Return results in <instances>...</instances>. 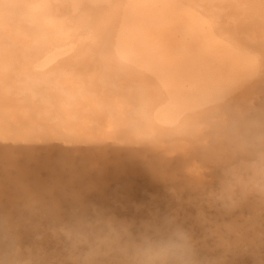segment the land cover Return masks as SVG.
<instances>
[{"label": "bare ground", "instance_id": "bare-ground-1", "mask_svg": "<svg viewBox=\"0 0 264 264\" xmlns=\"http://www.w3.org/2000/svg\"><path fill=\"white\" fill-rule=\"evenodd\" d=\"M238 1L68 0L73 5V11L79 13L81 20V26L73 28L45 22L41 6L50 0H0V144L9 145L10 153L17 149L25 156L35 155L37 149L33 142L36 141L67 139L77 145L66 152L60 164L63 169L61 176L47 179L42 177L40 181L36 179L37 176L29 175L27 171L21 172V179L27 180L17 181V189H23V192L18 194L17 191L16 195L7 200L0 199L4 204L5 202L11 204L9 213L17 210V217L16 213L13 215L16 217L13 220L15 226H18L27 215L36 213L24 206L35 200L42 201L41 190L44 192L45 188L49 190L60 186L63 181L68 180L66 179L68 176L71 179L85 176L84 171L89 162L87 165L82 163L78 166V156L81 154L79 152L84 150V160L98 156L108 160L110 155L116 154L114 158L116 161L113 164L117 167L120 161L118 171L121 173L138 171L135 173L137 175L140 170H136L137 165H133L132 159L135 161L137 156L147 155L145 153H157L158 159L156 158V162L154 160L155 164L149 162V169L146 168V171L140 173L145 179L146 176L149 177L148 185L142 184L144 189L149 187L151 197L148 201L144 196V198L140 196L141 199L134 205L135 202L129 198L131 194L123 193V199L116 198L114 202L116 205L121 204L120 208L134 216H137L136 211L146 208L152 217L146 219V223L140 222L141 228L137 225L140 236L128 237L121 245L119 243L121 239L117 241L116 256L111 257L112 259L106 258L109 264H118L121 259L118 253L122 249L135 250L149 240L164 238L167 235L165 225L173 217L198 223L204 234L207 233V227L215 228L216 232L213 230L215 233L209 231L210 234H207L219 237L216 243L219 248L224 249V254H237V248L246 244L252 247L253 254L258 255V252L262 251L259 247L264 242V158H262L264 148L255 149L252 152L254 154H251V157L259 162V167L255 169L258 177L254 180L248 178L251 185L246 184L244 180L242 183L249 192L244 202L245 206L241 207H246L250 212L248 218L239 219L237 215L239 211L234 210L236 203L232 199L230 187L226 186V189L222 190L221 198L216 197L214 201L209 202H201L200 197L191 194L192 192L194 194L191 187L202 181L201 184L204 183L202 168L201 165L198 166V161L205 162L206 165L207 160L210 158L214 160L218 156L220 151L217 148L222 150L221 148L227 146L222 152H227L224 150L237 152L238 147L243 148L248 143L245 142L246 138L260 137L264 134V94L261 95L264 91V6L260 8L252 1L246 11H250V14L246 16H255L259 13V20H244L241 17L242 12L239 11L241 6L236 5ZM101 37L107 42V51L102 50L97 44V39ZM68 89L72 96H76L63 101L62 95ZM36 90V94L30 97L32 100L47 101L56 107L41 116V124L39 119V123L29 119V115L19 104L23 100L21 98L18 100L25 93L31 96ZM40 93H44L45 96L39 98ZM78 100L95 102L96 106H92L90 116L86 114L76 116V112H72L75 106L84 107V104H77ZM25 103L31 108L34 107L31 106V102ZM57 109L58 111H55ZM67 109L72 113L66 111ZM211 109L219 114L222 121L219 126L201 124L202 114ZM185 117H191V120L185 122ZM117 128L121 137L127 134L128 129L126 139L133 137L134 140L133 138L131 141L126 140L128 143L124 144L125 137L121 139L118 136L119 141L124 140V143L118 141L114 143L113 138L115 136L117 138V135L113 131L114 129L117 131ZM82 143L89 147H80ZM128 144L131 148L134 147V151ZM127 147L133 151L131 161L121 155ZM75 151L79 152L74 156ZM246 152L249 153V147ZM105 160L103 159V162ZM144 160L148 161L147 158ZM43 163L37 162L38 165ZM222 163L220 162L221 165ZM89 165H92V162ZM246 165H249V162ZM36 166L33 165V168ZM168 171H172L173 174L183 171L184 176L187 175L186 177L195 181V184L192 183L193 186H190L191 183L190 185L187 183L189 186L179 188L180 190L170 188L174 181H165L164 186L160 185L159 180L158 182L156 180L165 175V172L168 174ZM167 174L166 179L171 176ZM166 182H171V185ZM258 182L259 185H256ZM29 184L33 185L32 188L27 186ZM204 186L207 184L204 183ZM164 187L167 189L166 192L162 191ZM205 188L203 187V190ZM57 196L56 194V199ZM253 199L257 200L253 202ZM19 202L27 204L18 205ZM221 202L223 204L219 205ZM162 204L168 205L165 214L161 213ZM21 206L23 207L20 209ZM207 207L221 210L211 215L205 211ZM120 208L118 206V209ZM113 217L109 218L111 226L115 227L117 223L124 225L123 230H128L131 223L129 219L130 222L125 223L121 220L119 223V220ZM87 220L82 218L78 227L74 228L79 234L86 228L82 234L86 238L89 232H86ZM130 234L132 235V232ZM115 239L110 241L109 247L116 245ZM28 248L31 252V246ZM212 248L209 243H205L203 251L205 259H214ZM225 257L227 258V255ZM67 258L74 259L70 254ZM259 262L264 264L262 260ZM61 264H64V260Z\"/></svg>", "mask_w": 264, "mask_h": 264}, {"label": "rangeland", "instance_id": "rangeland-1", "mask_svg": "<svg viewBox=\"0 0 264 264\" xmlns=\"http://www.w3.org/2000/svg\"><path fill=\"white\" fill-rule=\"evenodd\" d=\"M255 2V3H257L258 5H259V7L260 8H262L263 6H264V0H239L237 3H236V5L237 6H241L240 7V9H239V11L240 12H242V14H241V17H242V19H244V20H253V19H257V20H259V13H256V15L255 16H246L247 14H250V11H248V12H246L250 7H249V4L251 3V2ZM246 12V13H245ZM36 92H37V90L35 91V92H33L32 94H31V96H28V95H23V96H20L19 98H18V100H23V102H20L19 104H20V106H21V108H23V110H24V112H26L28 115H29V119L30 120H33V122L34 123H39V120H40V124H41V116H44L45 115V113H47V112H50V109L52 108V111L56 108L53 104H50V103H48L47 101H41V100H32L30 97H32L33 95H35L36 94ZM264 94V91H263V93H261V95H263ZM45 96V94L44 93H40L39 95H38V97L39 98H43ZM74 96H76V95H74ZM74 96H72V93L69 91V89L67 90V92H65V93H63V95H62V100L63 101H67L68 100V98H73ZM21 98V99H20ZM24 98V99H23ZM55 100V99H54ZM25 102H31V106H34L33 108H31L27 103H25ZM77 104H84V107L83 106H80V107H76L75 106V108H73L72 109V112H76V114L74 113V115H76V116H78V115H83V114H86L87 116H90V114L92 113L91 112V110H92V106H96V104H95V102L94 101H92V100H78V102H77ZM77 108V109H76ZM55 111H58V109L57 110H55ZM66 111H68V112H70V113H72L71 111H70V109H67ZM83 112V113H82ZM26 115V114H25ZM85 115V116H86ZM39 119V120H38ZM127 129V128H126ZM123 131V130H122ZM115 132V133H114ZM118 132H120V130L117 128V131H115V129H114V131H113V133L115 134V135H117V138H116V136H115V138H113V139H115V141H114V143L115 142H122V143H124V140H125V143L124 144H127L128 142H126V140H128V138L126 139V135L128 136V129H127V134H125V135H123L124 137H121V133H120V135H118L119 133ZM124 132H125V130H124ZM251 135H253V131L251 132ZM263 135V136H262ZM260 137L258 136V137H256V136H250V137H248V138H246L245 139V142H248L243 148L242 147H238V149H237V152H232L231 150H224V151H227V152H222L223 151V148H227V146H225V147H223V148H221L222 150H220L219 148H217L220 152H218V156L216 157V158H214V160L212 159V158H210V160H207V162H206V165H205V162H200V161H198L199 162V164H198V166L199 165H201V168H202V172H203V178H204V183H205V185L207 184V186H204V183H203V185L199 182V183H196V185H195V187H191V188H193L194 190V194H193V192L191 193L193 196H196V197H200L199 199H200V201L201 202H209V201H214L215 199H216V197H218V198H221V194H223V191L222 190H224V189H226V186L227 187H230L231 188V190H232V192H233V190H234V188H236L238 185H241L242 183H246V184H248V183H250V185H251V182H250V180H254V179H256L258 176L255 174V169L256 168H258L259 166H258V163L259 162H257V160H254V158H252V157H249L248 156V154H247V150H248V147H249V152H251V154L253 155L254 153H252V152H254L255 151V149H259V148H264V134H262ZM118 136H119V138H124V140H121L120 139V141H119V138H118ZM130 138V137H129ZM133 138V137H132ZM132 138H130L129 140L131 141L132 140ZM258 138V139H257ZM263 138V139H262ZM249 139V140H248ZM128 140V141H129ZM133 140H134V138H133ZM133 142H137V141H133ZM260 143V144H259ZM128 146H129V144H128ZM136 146V145H135ZM256 146V147H255ZM130 148H131V146H129ZM229 147V146H228ZM130 148H128L127 147V149H129V150H127V149H125L124 148V152L127 150V152L126 153H124L123 151V153L121 154V155H123V157H125L126 159H128L129 161H131V158H132V155H131V153L134 151V147L133 148H131V149H133V151L132 150H130ZM241 150V151H240ZM128 151H130V152H128ZM231 151V152H230ZM240 151V152H239ZM244 151V152H243ZM20 153V154H23L24 155V153H22V151H19V150H14V152H12L13 154H16V153ZM79 151H75V152H73V155L75 154V153H78ZM83 152V153H82ZM82 152H79V153H81V154H79V156H81V157H79L78 155V161H77V165L79 166V164L81 165L82 163H86V165H87V162H89L88 163V165H87V169L84 171L85 172V176L83 177V178H80V177H78V178H74V179H71V177L70 176H68L66 179H68V180H66V181H63L62 182V184L60 185V186H58V187H56V188H50L49 190H47L48 188H45L46 190H44V192H43V190H41V196H42V198H43V200L42 201H39L38 200V202H37V200H35V201H32L31 203H29V204H27L26 202H19V203H17L18 205H26L27 204V206H24L25 208H27L28 210L29 209H31V210H33V211H36V213H34V214H29V215H27L25 218H23L22 219V222H20V227H19V225L18 226H15V224L13 223V220H14V218H16L17 217V210H14V211H12V212H10L9 213V211H10V209L12 208L11 207V204L10 203H8V202H5V204H4V202H0V264H18V262H20L19 264H21V261H22V264H25V262H32V261H40V260H43V261H45L46 262V264H54V262L56 261V264H61V261H63L64 260V262H66V261H69V260H71L70 258H67L68 257V254L67 253H65L63 250H61V249H54V250H49L48 252H46V253H42L41 252V250H40V248H39V246H38V242H37V239H36V237H38L39 235H40V233H39V228H40V226L41 225H45V224H53V225H55V226H59V227H64V226H71V227H73V228H77L78 227V224H79V222L81 221V219L82 218H84L85 220H87L86 221V223L88 224V230H86V232L87 231H89L88 232V234H89V236H88V234H87V238L84 236V235H82L83 234V232L85 231V229H83V232H81L80 231V234L82 235V236H84L86 239H87V247H97V246H100V247H103V248H105V250L106 251H109L111 254L109 255V256H107V257H109V258H113L114 256H116V254H117V250H118V248L116 247L117 246V241L119 240V239H121L120 240V245H121V243H125L126 241H127V238L128 237H132L133 235H135V236H137V235H139L140 236V234H139V230L140 229H137V225L139 226L140 225V228L142 227V224L143 223H146V219H148V218H151L152 216H149V213H148V209H146V208H144V209H146V210H140V211H136L135 212V214L137 215V216H134V215H132L131 214V212H126V210H124L123 208H120V206H121V204H115L114 202H115V200H116V198H118V199H120L121 198V200L123 199V193L125 194V193H130L131 195V197H129L130 199H132V201H134L135 203H134V205L136 204V202L138 203L139 202V200L141 199L140 198V196H144L145 197V199L148 201V199L151 197L150 196V193H149V187L147 188V189H144L143 188V185L142 184H147L148 185V183L150 182L149 181V177L148 176H146V179L143 177V175H141L142 173H143V171H146L147 169L146 168H148L149 169V162L151 163V162H154V160H155V162L157 161L156 160V158L158 159V154L157 153H155V154H148V153H145V154H147V155H144V156H147L146 158H147V160L148 161H146V160H144V159H146V158H144V156H142L144 159H142V157L139 155V156H137L136 157V159H135V161H134V159H132V162L134 163L133 165H137L135 168H136V170H140L139 171V173H138V175L140 174V176H138L137 174H135L136 172H138V171H127V172H123L124 173V175H123V173H121L120 171H118L119 170V166H120V161L118 162L119 163V165L116 167V165L115 164H113V163H115V161L116 160H114V158H116L115 157V155L116 154H113V155H110V157H108L109 159L108 160H105V158H102L101 156H98V158L97 157H94V158H92V159H87V160H84V158H85V154H84V150L82 151ZM243 152V153H242ZM229 153V154H228ZM237 153V154H236ZM258 153V152H257ZM84 154V155H83ZM127 154V155H126ZM220 154V155H219ZM230 154H233V155H231L230 156ZM128 155H129V157L130 158H128ZM237 155V156H236ZM244 155V156H243ZM32 156V155H31ZM75 156V155H74ZM236 156V157H235ZM102 159H101V158ZM234 157V158H233ZM248 157V158H247ZM79 158H80V160H79ZM113 158V159H112ZM139 158V159H138ZM141 158V159H140ZM154 158V159H153ZM243 158V159H242ZM251 159V160H253L254 161V168H253V173H252V171H248V165H246L247 164V162H249V160L248 159ZM103 159L105 160L104 162H103ZM138 159V160H137ZM230 159V160H229ZM241 159V160H240ZM127 160V161H128ZM143 160V161H142ZM222 163V165L220 164V162ZM246 162H245V161ZM108 161V162H107ZM144 163V164H142V162ZM213 161V162H212ZM217 161V162H216ZM252 161V162H253ZM91 162H92V165H89V164H91ZM97 162H99L100 164H98ZM107 162V163H106ZM135 162H137V163H135ZM139 162V163H138ZM147 162V163H146ZM155 162H154V164H155ZM234 162V163H233ZM256 162V163H255ZM141 163V164H140ZM96 164H98V165H96ZM210 164V165H209ZM211 164H212V166H211ZM216 166H215V165ZM219 164V165H218ZM244 164H245V166H244ZM147 165V166H146ZM97 166H99V167H97ZM101 166V167H100ZM106 166V168H104V167ZM213 166H215V167H213ZM226 166V167H225ZM257 166V167H256ZM111 167V168H110ZM155 167H156V165H155ZM218 167H220V168H218ZM229 167V168H228ZM126 168H127V165H126ZM125 168V169H126ZM157 169H158V167H156ZM223 168H228V169H223ZM241 168V169H240ZM89 169H90V171L92 172H90L89 171ZM124 169V170H125ZM160 169V168H159ZM214 169H216V170H214ZM219 169V170H218ZM239 169V170H238ZM113 170V171H112ZM115 170V171H114ZM161 170V169H160ZM241 170V171H240ZM126 171V170H125ZM163 173H164V171L163 170H161ZM220 171H221V173H220ZM237 171V172H236ZM87 172V173H86ZM90 172V174H88ZM115 172V173H114ZM120 172V173H119ZM160 172V171H159ZM241 172V173H240ZM247 172V173H246ZM251 172V173H250ZM94 173V174H93ZM104 173H110V175H111V182H110V186L108 185V184H106L103 180H101L100 179V177L104 174ZM118 173V174H117ZM128 174V175H125V174ZM132 173V174H131ZM146 173V172H145ZM180 173V175H178ZM220 173V174H219ZM234 173H236V174H234ZM244 173V174H243ZM251 175H250V174ZM146 174H148V173H146ZM166 174H167V172H165V175H163L161 178H158L156 181L158 182V180H159V182H160V185H165V184H163V182H165V181H174L173 183H172V185L174 186H170V188H176L177 190H180V189H182V188H185V187H187V186H189L190 185V183H191V185L190 186H193V184H195L193 181H191L192 179H190L189 177L187 178L186 176H184V172L182 171V172H178V174L176 175V174H173V172L172 171H168V174L167 175H171L169 178L170 179H172V180H170L169 178L168 179H166ZM218 174V175H217ZM224 174H225V176H224ZM238 174H240V175H238ZM20 175H22V174H20ZM20 175H19V177H18V180L17 181H23V180H27V178H24V179H21V177H20ZM93 175H95L96 177H97V179H95V180H92L91 179V177L90 176H93ZM118 175V176H117ZM132 175V176H131ZM231 175H233V176H231ZM245 175H247V176H245ZM33 176L34 177H36L37 175H35L34 173H33ZM113 176V177H112ZM115 176V177H114ZM131 176V177H130ZM139 178H138V177ZM141 176H142V178H141ZM176 176H178V177H176ZM128 177V178H127ZM134 177V178H133ZM166 179V180H164V178ZM181 177H183V178H181ZM215 177H217V178H215ZM227 177V178H226ZM242 177V178H241ZM39 178V179H38ZM41 178L42 177H39V176H37L36 177V179L37 180H40L41 181ZM115 178V180L113 181V179ZM120 178V179H119ZM133 178V179H132ZM179 178V179H178ZM232 178H235V179H232ZM241 178V179H240ZM250 180H249V179ZM20 179V180H19ZM44 179H47V178H44ZM76 179V180H75ZM78 179V180H77ZM187 179V180H186ZM190 179V180H189ZM213 179V180H212ZM216 179H217V181H216ZM226 179H229V181L228 180H226ZM239 179V180H238ZM245 179H246V181H245ZM84 180H86V182L84 181ZM175 180H176V183H175ZM182 180H185V182L184 181H182ZM208 181V182H205V181ZM210 180V181H209ZM223 180V181H222ZM237 180V181H236ZM243 180H244V182H243ZM81 181V182H80ZM118 181V182H117ZM129 181V182H128ZM142 181V182H141ZM177 181L179 182V183H177ZM232 181V182H231ZM233 181H235V182H233ZM95 182V183H94ZM124 182V183H123ZM141 182V183H140ZM143 182H145V183H143ZM171 182H166V184H170L171 185ZM181 182V183H180ZM183 182V183H182ZM212 182H214V183H212ZM219 182V183H218ZM231 182V183H230ZM253 182V181H252ZM65 183V184H64ZM74 183V184H73ZM82 183V184H81ZM189 185H188V184ZM193 183V184H192ZM237 183V184H236ZM259 183L260 182H258V183H256V185H259ZM76 184V185H75ZM217 184V185H216ZM232 186H231V185ZM108 185V186H107ZM176 185V186H175ZM185 185V186H184ZM209 185V186H208ZM214 185V186H213ZM223 185V186H222ZM237 185V186H236ZM255 185V184H254ZM27 186H33L32 184H29V185H27ZM74 186V187H73ZM98 186V187H97ZM163 186H161V187H163ZM178 186V187H177ZM211 186V187H210ZM221 186H222V188H221ZM115 187V188H114ZM122 187V188H121ZM125 187V188H124ZM141 187H142V189H141ZM200 187H202V189L200 188ZM203 187H206L204 190H203ZM208 187V188H207ZM234 187V188H233ZM32 188V187H31ZM91 188V189H90ZM101 188V189H100ZM180 188V189H179ZM213 188V189H212ZM220 188V189H219ZM229 188V189H230ZM122 189H123V191H122ZM206 189H207V191H206ZM54 190H56L55 192H52V191H54ZM74 190V191H73ZM76 190V191H75ZM145 190H147V191H145ZM166 187H164V189L162 190L163 192H166ZM202 190V191H201ZM17 191H18V194L20 193V192H23V189H20V188H18L17 189ZM58 191V192H57ZM118 191V192H117ZM161 191V192H162ZM199 191H201V192H199ZM219 191H220V193H219ZM48 192V193H47ZM57 192V193H56ZM77 192H79V193H77ZM117 192V193H116ZM162 192V193H163ZM207 192V193H206ZM225 192V191H224ZM51 193V194H50ZM54 193H56L58 196V199H56V194H54ZM76 193V194H75ZM49 194H50V196H49ZM78 194V195H77ZM146 194V195H145ZM203 194V195H202ZM208 194V196H206ZM225 194V193H224ZM53 195V196H52ZM65 195V196H64ZM117 195V196H116ZM201 195V196H200ZM100 196V197H99ZM113 196V197H112ZM212 196H213V198H212ZM45 197V198H44ZM105 197V198H104ZM143 197V198H144ZM53 198V199H52ZM60 198V199H59ZM65 198V199H64ZM113 198V199H112ZM73 199V200H72ZM92 199H93V201H92ZM96 199H98V200H96ZM103 199V200H102ZM204 199H206V200H204ZM45 200V201H44ZM80 200V201H79ZM204 200V201H203ZM254 200L255 199H253V202H254ZM257 200V199H256ZM255 200V201H256ZM50 201V202H49ZM57 201V202H56ZM59 201V202H58ZM68 201V202H67ZM72 201V202H71ZM96 201V202H95ZM229 201V200H228ZM246 201V198H245V200H244V202ZM98 202V203H97ZM41 203V204H40ZM45 203V204H44ZM53 203H54V205H53ZM81 203V204H80ZM83 203V204H82ZM113 203V204H112ZM255 203H257V202H255ZM37 204V205H36ZM47 204V205H46ZM93 204V205H92ZM101 204V205H100ZM173 204H176V203H173ZM221 204H223L222 202L219 204V205H221ZM5 205V206H4ZM80 205V206H79ZM84 205V206H83ZM109 205V206H108ZM3 206V207H2ZM8 206V207H7ZM53 207V209H52V207ZM56 206V207H55ZM64 206V207H63ZM83 206V207H82ZM94 206V207H93ZM102 206V207H101ZM107 206V207H106ZM114 206V207H113ZM118 206H119V208L120 209H118ZM168 205L167 204H162V207H161V213L162 214H165V212L168 210V207H167ZM223 206V205H222ZM221 206V207H222ZM243 206H245V203H243ZM23 206H21V207H19L20 209L22 208ZM71 207V208H70ZM19 208H17L18 210H20ZM37 208V209H36ZM65 208V209H64ZM75 208V209H74ZM111 208V209H110ZM209 208H212V207H209ZM209 208L207 207L206 209H205V211L206 212H208V214H215L216 212L217 213H219V211L221 210V209H219L218 211L216 210V209H210L209 210ZM223 208V207H222ZM245 208V209H244ZM244 208H241V209H239V210H237V211H239L238 212V214L237 215H239V219H242V218H244V217H247L248 218V216H250L249 214H250V212L248 211V210H246V207H244ZM26 209V210H27ZM59 210V212L60 211H62V212H60V215H59V212H58V210ZM68 209V210H67ZM80 209V210H79ZM85 209H87V210H85ZM100 209V210H99ZM108 209V210H107ZM74 210V211H73ZM115 210V211H114ZM135 210V209H134ZM137 210H138V208H137ZM244 210V211H243ZM42 211V212H41ZM45 211V212H44ZM65 213H64V212ZM99 212V213H97V212ZM112 211V212H111ZM120 211V212H119ZM122 211V212H121ZM146 211H147V213H146ZM162 211H164V212H162ZM73 212V213H72ZM87 212H89V213H87ZM102 212V213H101ZM144 212V213H143ZM6 213V214H5ZM14 213H16L15 214V216H13L14 215ZM56 213V214H55ZM77 213V214H76ZM85 213V214H84ZM87 213V214H86ZM92 213V214H91ZM101 213V214H100ZM12 214V215H11ZM69 214V215H68ZM105 214H107L108 216H106ZM119 214V215H118ZM125 214V215H124ZM128 214V215H127ZM143 214V215H142ZM9 217H8V216ZM33 215V216H32ZM75 215V216H74ZM83 215L85 216V217H83ZM90 215V216H89ZM88 216V217H87ZM97 216H98V218H97ZM102 216V217H101ZM113 216H115V217H113ZM128 216V218H126ZM11 217V218H10ZM28 217V218H27ZM92 217V218H91ZM107 217V218H106ZM111 217H113L114 219H116V220H119V223H121V222H130L131 221V225L129 224V226H128V230H123V228L125 229V227H124V225H117V223H115L116 224V226L115 227H113V225L111 226V223H109V218H111ZM7 218V219H6ZM10 218V219H9ZM30 218V219H29ZM67 218V219H66ZM74 218V219H73ZM76 218V219H75ZM101 218V219H100ZM133 220H131V219ZM139 218V219H138ZM12 219V220H11ZM28 220V221H25V220ZM64 219H66V220H64ZM71 219L73 220L72 222H71ZM90 219V220H89ZM99 219V220H98ZM104 219H105V221H104ZM108 219V220H107ZM130 221H129V220ZM17 220V219H16ZM24 220V221H23ZM69 220V221H68ZM74 220H75V222H74ZM77 220V221H76ZM92 220V221H91ZM96 220V221H95ZM101 220V221H100ZM122 220V221H121ZM145 220V221H144ZM160 220V219H159ZM44 221V222H43ZM108 221V222H107ZM121 221V222H120ZM136 221H139V222H137L136 223ZM27 222V223H26ZM92 222V223H91ZM96 222H98V223H96ZM100 222H101V225H100ZM106 222V223H105ZM142 224H141V223ZM40 223V224H39ZM57 223V224H56ZM62 223H63V225H62ZM67 223V224H66ZM139 223V224H138ZM28 224V225H27ZM61 224V225H60ZM92 224V225H91ZM95 224V225H94ZM1 225H3V227H1ZM14 225V226H13ZM23 225H25L24 227H23ZM98 225V226H97ZM110 225V226H109ZM36 226V227H35ZM39 228H38V227ZM75 226V227H74ZM89 226H91V227H89ZM19 227V228H18ZM27 227H29L28 229H27ZM84 227H86V226H84ZM84 227H82V228H84ZM95 227V228H94ZM101 227V228H100ZM104 227V228H103ZM111 227H113V228H111ZM3 228H5V229H3ZM18 228V229H17ZM21 228V229H20ZM24 228V229H23ZM36 228V229H35ZM92 229V230H90V229ZM14 229V230H13ZM36 230V232L38 233V235H37V233L36 232H33V231H35ZM94 229V230H93ZM113 229V230H112ZM208 229V230H207ZM215 228H212V227H207L206 228V232L207 233H209L210 234V232H212L213 230H214ZM7 230V231H6ZM9 230V231H8ZM21 230H23V231H21ZM81 230V229H80ZM97 232H96V231ZM102 230V231H101ZM108 230V231H107ZM3 233H2V232ZM13 231V232H12ZM27 231V232H26ZM32 231V232H31ZM101 231V232H100ZM104 231V232H103ZM122 231V232H121ZM138 231V232H137ZM210 231V232H209ZM215 231V230H214ZM213 231V232H214ZM25 232V233H24ZM32 233V235H31V233ZM79 232V231H78ZM107 234H106V233ZM115 232V233H114ZM118 232V233H117ZM123 232H124V234H123ZM132 232V235L130 234ZM216 232V231H215ZM214 232V233H215ZM8 233V234H7ZM11 233V234H10ZM15 233V234H14ZM26 234V235H24V234ZM126 233V234H125ZM137 233V234H136ZM204 234V235H209V234ZM34 234V235H33ZM36 234V235H35ZM102 234V235H101ZM217 234V233H216ZM20 235V236H19ZM19 236V237H18ZM27 236V237H26ZM101 236V237H100ZM112 236V237H111ZM5 237V238H4ZM17 237V238H16ZM26 237V238H25ZM91 237H92V239H91ZM115 237H116V239H115ZM119 237V238H118ZM206 237V236H205ZM207 237H209L210 239H208L207 240V243H209L210 244V247H213L212 248V251H213V249H214V251L213 252H211L212 254H214V259H217V258H219L218 260H222V261H228L229 262V264H259L260 262V260H262L263 262H264V242H262L261 244H260V247L259 248H261V250L262 251H259L258 253V255H256V254H253V249H252V247L250 246V245H248V244H244L245 246H240L239 248H237L238 249V251H240V252H238V251H236L237 252V254H233V255H228V254H224V249H222V248H219L218 247V245H217V243H216V240L219 238V237H217V236H207ZM217 237V238H216ZM9 238V239H8ZM31 238H32V240H31ZM36 240H35V239ZM112 238V239H111ZM1 239H3L2 241H1ZM9 241H8V240ZM22 239H23V241H22ZM94 239V240H93ZM102 239V240H101ZM115 239V243H116V245L114 246V247H109V243H110V241L111 240H114ZM27 242H26V241ZM104 240H106V242L104 241ZM34 241V242H33ZM90 241V242H89ZM92 241V242H91ZM109 241V242H108ZM2 242V243H1ZM7 242V243H6ZM16 242V243H15ZM19 242V243H18ZM22 242V243H21ZM29 242V243H28ZM96 243V244H93V243ZM231 244H232V240H230L229 241ZM15 243V244H14ZM90 243H91V245H90ZM20 244V245H19ZM30 244H32V245H30ZM100 244H102V245H100ZM4 245H5V247H4ZM13 245V246H12ZM262 245V246H261ZM11 246V247H10ZM19 246H20V248H19ZM24 246H25V248H24ZM30 247L31 246V252L29 251L30 250V248H28V247ZM124 246V245H123ZM250 246V247H249ZM38 247V248H37ZM4 248V249H3ZM22 248H24L23 249V251H22ZM28 248V249H27ZM37 249V250H36ZM26 250V251H25ZM28 250V251H27ZM59 250H61V252L59 251ZM115 250V251H114ZM217 250V251H216ZM260 250V249H259ZM2 251V252H1ZM20 251V252H19ZM34 251H35V254H34ZM55 251H56V253H55ZM215 251H216V253H215ZM242 251V252H241ZM9 252V253H8ZM23 252H28V253H24L23 254ZM58 252V253H57ZM3 253H4V255H3ZM33 254V255H31V254ZM39 253H41L42 255H40ZM64 255H63V254ZM115 253V254H114ZM242 253V254H241ZM7 254V255H6ZM11 254H12V256H11ZM28 254V255H27ZM37 254V255H36ZM48 254V255H47ZM250 254V255H249ZM51 255V256H50ZM54 255V256H53ZM62 255V256H61ZM227 255V258L225 257ZM1 256H2V259H1ZM7 256V257H6ZM11 256V257H10ZM248 256V257H247ZM252 257V259H251V257ZM258 256V261H257V259H256V257ZM24 257V258H23ZM47 257V258H46ZM50 257V258H49ZM63 257V258H62ZM66 257V259H69V260H66V259H64ZM74 257V259L76 258H78V257H75V256H73ZM106 257V258H107ZM222 257V258H221ZM9 258V259H8ZM45 260H44V259ZM49 258V259H48ZM58 258H60V259H58ZM111 258V259H112ZM243 258V259H242ZM8 259V260H7ZM56 259V260H55ZM108 259V258H107ZM110 259V260H111ZM26 260V261H25ZM50 260H52V261H50ZM60 260V261H59ZM231 260V261H230ZM244 260V261H243ZM249 260V261H248ZM252 260V261H251ZM50 261V262H49ZM240 261V262H239ZM254 261H257V262H254ZM243 262V263H242ZM250 262V263H249Z\"/></svg>", "mask_w": 264, "mask_h": 264}, {"label": "clouds", "instance_id": "clouds-1", "mask_svg": "<svg viewBox=\"0 0 264 264\" xmlns=\"http://www.w3.org/2000/svg\"><path fill=\"white\" fill-rule=\"evenodd\" d=\"M7 7V5H6ZM46 23L63 24L67 27L77 28L81 26L79 13L73 11V5L68 0H50L41 6ZM98 46L107 51L108 45L104 38L97 39ZM191 117H185L188 122ZM222 123L219 114L214 110H208L202 114L201 124ZM37 149L34 156H25L19 153L9 152V145L0 144V199L7 200L17 192V180L21 172L27 171L29 175L35 174L43 178H56L63 174L60 167L66 152L77 145L67 139L52 140L49 142H33ZM80 147H89L80 144ZM251 157V152L248 153ZM264 158V154H262ZM38 161H43L38 165ZM33 165H37L33 168ZM254 162L249 160L248 171H252ZM92 180L97 179L95 175ZM110 186L111 175L104 173L101 177ZM249 195L244 185H238L232 192V199L239 210ZM167 235L164 238L149 240L135 250L122 249L118 253L121 259L118 264H229L228 261L218 259H205L204 246L209 237H205L201 226L196 222H187L179 217H173L165 225ZM37 237L38 246L42 253L49 250L61 249L65 253L78 257L64 264H109L106 257L111 253L103 247H87V239L79 234L73 227H57L53 224H45L39 228ZM25 264H46L45 261L25 262Z\"/></svg>", "mask_w": 264, "mask_h": 264}]
</instances>
